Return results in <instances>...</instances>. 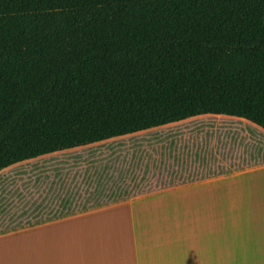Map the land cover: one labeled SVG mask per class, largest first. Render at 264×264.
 <instances>
[{"label":"trees","instance_id":"trees-1","mask_svg":"<svg viewBox=\"0 0 264 264\" xmlns=\"http://www.w3.org/2000/svg\"><path fill=\"white\" fill-rule=\"evenodd\" d=\"M203 112L264 127V0H0V168Z\"/></svg>","mask_w":264,"mask_h":264},{"label":"crops","instance_id":"crops-1","mask_svg":"<svg viewBox=\"0 0 264 264\" xmlns=\"http://www.w3.org/2000/svg\"><path fill=\"white\" fill-rule=\"evenodd\" d=\"M0 264H264V127L203 112L5 165Z\"/></svg>","mask_w":264,"mask_h":264}]
</instances>
